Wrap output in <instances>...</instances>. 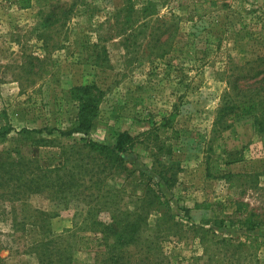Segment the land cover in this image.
<instances>
[{"label": "rangeland", "instance_id": "rangeland-1", "mask_svg": "<svg viewBox=\"0 0 264 264\" xmlns=\"http://www.w3.org/2000/svg\"><path fill=\"white\" fill-rule=\"evenodd\" d=\"M33 1L21 8L0 0V130L12 126L0 136V155L14 150L18 156L21 149L41 164L59 162L58 146L23 140L22 127L55 128L53 136L65 143L95 139L112 146L127 130L135 137L124 154L128 165L159 182L177 219L187 227L208 223L231 237L236 245L219 255L225 264H264V131L254 114L220 112L232 76L264 56V0H156L158 16L179 26L173 36H162L161 48L147 36L149 27L141 29L139 16L133 28L123 23L117 8L126 0ZM58 2L75 7L68 23L54 28L46 19ZM93 83L102 92L94 128L88 135L61 134L77 124L73 88ZM11 187L0 181V264H55L56 258L42 261L36 247L43 231L35 220L42 210L55 213L45 233L60 235L75 264H107L103 242L77 245L81 235H94L86 200L63 203L47 192L17 197ZM251 211L263 220L258 228L214 225L218 216L232 220ZM94 216L110 220L106 210L96 209ZM160 245L154 250L160 264L204 262L193 259L201 251L193 233ZM140 247L130 246L133 264L146 256L138 257Z\"/></svg>", "mask_w": 264, "mask_h": 264}, {"label": "trees", "instance_id": "trees-1", "mask_svg": "<svg viewBox=\"0 0 264 264\" xmlns=\"http://www.w3.org/2000/svg\"><path fill=\"white\" fill-rule=\"evenodd\" d=\"M7 1L21 8H30L34 3L33 0ZM135 3V0H126L123 6L117 8L120 10L119 13H124L123 23L133 28V19H138L139 16L143 19L140 23L141 29L145 28L146 32L150 28L147 36H153V45L161 48L166 44V41L161 42L162 36L166 33L173 36L179 26L158 16L160 3L156 0H145L140 7ZM74 7L75 4L67 5L63 2L53 4L46 22H50V26L54 28L64 27L72 18L69 11ZM153 19L155 21L151 25ZM43 24L47 25L45 22ZM122 31L125 32L126 28L122 27ZM246 63L250 64L247 70L240 68L241 71L236 72L232 80H228L232 86L220 112L229 115L254 114L261 131H264V56ZM251 80H255L254 84ZM73 93L79 102L77 124L60 133L67 136L77 133L88 135L95 125L102 92L93 83L76 86L73 88ZM11 127L4 126L0 130V136L5 138ZM55 130L48 127H22L18 133L22 134L23 140L31 139L38 146H58L59 162L44 165L37 157L28 156L21 149L16 150L18 156H13L14 150H12L0 155V181L14 186L16 189L11 187L12 193L17 194V197L29 192H47L50 197L63 203L74 199L86 200L87 204H90V216L86 218L91 219L89 225L94 235H81L77 239L80 248H97L98 243L103 242L110 253L106 259L107 264H133L130 246L143 245L145 249L140 247L143 253L138 254V257L146 256L135 264H139V261L142 263L145 259H150L149 264H160L154 256L158 252L154 250L161 247L160 243L170 236L183 238L190 232L201 246V251L195 252L194 260L202 259L204 260L202 264H214L215 256H218L217 264H225L223 256L219 255L226 254L225 248L236 243L231 237L220 235L214 228L208 226V223H192L187 227L177 219L159 182L146 171L128 165L124 154L130 152L135 145V137L129 131L120 132L115 145L112 146L95 139L61 142L58 137L53 136ZM111 180H115V183L110 182ZM96 209L109 211L110 220L104 221L95 217ZM54 215L55 213L42 210L35 220L43 231L42 239L36 245L39 257L42 261L56 258L55 264H75L73 250L68 251L60 246V235L51 237L46 234L51 232L50 219ZM153 215H156L154 222L150 219ZM226 221L247 230L258 228L263 224V220L251 211L232 220L226 216H218L214 219V225L224 227ZM151 228L154 229L149 234L151 236H145ZM68 231L74 234V228ZM213 247L216 249L213 250ZM185 257L184 259H190Z\"/></svg>", "mask_w": 264, "mask_h": 264}]
</instances>
